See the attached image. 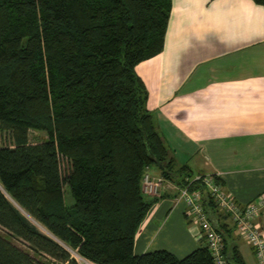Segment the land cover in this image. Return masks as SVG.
<instances>
[{
	"label": "trees",
	"instance_id": "1",
	"mask_svg": "<svg viewBox=\"0 0 264 264\" xmlns=\"http://www.w3.org/2000/svg\"><path fill=\"white\" fill-rule=\"evenodd\" d=\"M171 8L172 0H0V134L11 139L0 145V264H80L73 253L93 264H215L204 236L182 258L134 253L156 200L143 191L151 166L201 192L229 264H246L228 215L176 165L135 71L162 51ZM29 130L47 138L32 143Z\"/></svg>",
	"mask_w": 264,
	"mask_h": 264
},
{
	"label": "crops",
	"instance_id": "2",
	"mask_svg": "<svg viewBox=\"0 0 264 264\" xmlns=\"http://www.w3.org/2000/svg\"><path fill=\"white\" fill-rule=\"evenodd\" d=\"M135 71L177 166L216 175L239 203L264 193V6L172 0L162 51ZM150 175L164 181L158 195L146 194L156 200L136 231L134 253L182 258L201 243L199 225L177 197L179 186L159 170Z\"/></svg>",
	"mask_w": 264,
	"mask_h": 264
},
{
	"label": "built area",
	"instance_id": "3",
	"mask_svg": "<svg viewBox=\"0 0 264 264\" xmlns=\"http://www.w3.org/2000/svg\"><path fill=\"white\" fill-rule=\"evenodd\" d=\"M191 180L203 183L218 210L228 215L235 232L242 236L252 248L257 264H264V226L261 223V213L264 212V193L247 203H239L224 189L220 181L215 180L214 174H196ZM163 181L162 177H153L147 171L144 173L142 182L144 193L158 195ZM177 197L185 202L188 207L187 213L199 225L200 237L206 238L215 264H229L221 233L208 218L202 204L201 192L198 190L191 192L185 185L178 188Z\"/></svg>",
	"mask_w": 264,
	"mask_h": 264
},
{
	"label": "rangeland",
	"instance_id": "4",
	"mask_svg": "<svg viewBox=\"0 0 264 264\" xmlns=\"http://www.w3.org/2000/svg\"><path fill=\"white\" fill-rule=\"evenodd\" d=\"M46 138H47V135L43 131H39V130H29L28 131V139L32 143L43 141ZM10 142H11V139L9 137V132H7V131L2 132L0 134V145L8 144ZM63 164H64V166H66V161L65 160H63ZM155 170H158V167L151 166L148 169V173L149 174H151V173L153 174L155 172ZM66 195H67L68 203H71L72 202V198H71V196H69V193L67 192V189H66ZM227 219L229 220V218H227ZM228 222L232 225V221L229 220ZM39 227H40V229L43 232H46V230L43 227H41V226H39ZM18 244L20 246H23V244H21L20 242H18ZM237 244L239 245L240 251H241V253H242V255H243L244 259H245L246 264H257V260H256L255 255L252 253L251 249L247 246L245 241L238 240ZM72 255L74 256V258H76L79 261L80 264H93V263H91V262H89L87 260L82 259L81 257L76 255L75 253H73Z\"/></svg>",
	"mask_w": 264,
	"mask_h": 264
},
{
	"label": "water",
	"instance_id": "5",
	"mask_svg": "<svg viewBox=\"0 0 264 264\" xmlns=\"http://www.w3.org/2000/svg\"><path fill=\"white\" fill-rule=\"evenodd\" d=\"M158 165H160V163H158Z\"/></svg>",
	"mask_w": 264,
	"mask_h": 264
}]
</instances>
